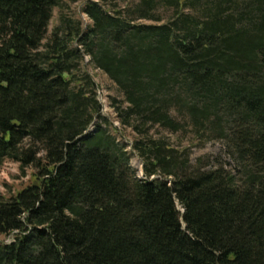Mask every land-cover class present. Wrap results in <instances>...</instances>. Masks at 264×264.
<instances>
[{
    "label": "trees",
    "instance_id": "obj_1",
    "mask_svg": "<svg viewBox=\"0 0 264 264\" xmlns=\"http://www.w3.org/2000/svg\"><path fill=\"white\" fill-rule=\"evenodd\" d=\"M7 161L0 264H264V0H0Z\"/></svg>",
    "mask_w": 264,
    "mask_h": 264
},
{
    "label": "rangeland",
    "instance_id": "obj_2",
    "mask_svg": "<svg viewBox=\"0 0 264 264\" xmlns=\"http://www.w3.org/2000/svg\"><path fill=\"white\" fill-rule=\"evenodd\" d=\"M58 16V10L54 11V18L52 20L50 30L52 26L56 24ZM90 59H87L89 63ZM89 66V65H88ZM90 72L94 75L97 83L100 85V99L104 105V114L114 118L113 110L110 107V95H117L113 85L108 78L99 70H96L92 65L89 66ZM116 125H119L115 121ZM127 141L133 140L131 131L124 132ZM191 158L195 165H201L207 169L224 166L231 170L235 168V164L230 157V150L227 146V142L221 136H212L204 146L193 147L191 151ZM131 166L136 171L139 178L143 177V164L142 160L137 156L131 157ZM27 177H23L19 169V165L15 162L7 161L3 165H0V191L6 193L9 190L17 191L28 183L31 172H28ZM13 236H3L1 241L10 242Z\"/></svg>",
    "mask_w": 264,
    "mask_h": 264
}]
</instances>
